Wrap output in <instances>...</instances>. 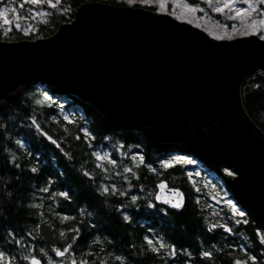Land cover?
<instances>
[{"label":"trees","instance_id":"trees-1","mask_svg":"<svg viewBox=\"0 0 264 264\" xmlns=\"http://www.w3.org/2000/svg\"><path fill=\"white\" fill-rule=\"evenodd\" d=\"M85 2L61 0L28 35L12 27L5 34L0 31V41L49 38L62 24L71 22ZM35 86L26 87L11 102L0 103V252L10 264H29L28 257H38L43 263L40 249H49L36 228L44 219L52 220L61 232L81 230L80 239L65 256L71 259L68 264H264V244L260 242L264 236H258L264 233V216L237 202L244 216L231 219L229 209L223 206L211 218L184 169L162 166L161 162L173 154L187 155L183 148L150 144L140 133L109 124L90 105L49 86L39 87L55 101L39 104ZM241 100L248 116L264 133V72L243 81ZM85 131L91 138L84 136ZM108 142L141 151L142 160L133 165L129 177L134 194L148 190L152 197L156 184L165 180L183 192V209L174 212L157 206L153 198L132 199L125 197L126 191L114 192L93 155L94 148ZM112 158L121 161L114 155ZM198 159L235 198L232 175L223 167ZM45 188L46 192L41 191ZM213 220L228 224L231 234L208 233L207 225ZM205 252L211 257H205Z\"/></svg>","mask_w":264,"mask_h":264},{"label":"water","instance_id":"water-1","mask_svg":"<svg viewBox=\"0 0 264 264\" xmlns=\"http://www.w3.org/2000/svg\"><path fill=\"white\" fill-rule=\"evenodd\" d=\"M258 71L264 72V39L216 40L169 15L90 1L49 38L0 41V103L33 84L49 86L150 144H176L231 169L236 201L264 216V133L241 100L243 81ZM153 201L180 212L185 196L161 180ZM207 231L231 234L223 223H209ZM36 232L57 258L81 236L79 228L62 233L50 219Z\"/></svg>","mask_w":264,"mask_h":264},{"label":"rangeland","instance_id":"rangeland-1","mask_svg":"<svg viewBox=\"0 0 264 264\" xmlns=\"http://www.w3.org/2000/svg\"><path fill=\"white\" fill-rule=\"evenodd\" d=\"M90 1L91 0H87V2ZM108 1H114L115 3L121 4L120 6L125 7L152 8L154 9L153 12L169 15L176 20L188 23L216 40H233L249 36L261 38L264 36V26L257 25V27L253 28L251 23L253 20L259 21L264 19V17L258 15V13L263 10L261 4L258 3L257 0H249L253 7L257 9L255 13H251L246 3L238 2L233 4V9H243L246 13H250V15H243L240 17H236L235 12L228 9H225L223 12H216V8L223 7V0H221V3L213 2L211 4L208 3L207 0ZM51 2L54 3L55 0H51ZM262 6L264 7V5ZM8 8L14 9V11H5L4 15L0 16V31L5 34L9 32L12 27H15L21 29L24 34L28 35V33L36 28L35 25L38 21L42 22L46 20L49 11L53 7H50L47 2L32 5L26 2V0H4L2 4H0V11H4ZM41 13H43V15H41ZM230 17L234 18L230 19ZM5 20L8 21L7 24ZM233 25H235V28L232 27ZM36 93L37 102L39 104H51L55 101V97L49 96L44 88L38 86ZM141 154L138 147L125 146L119 142H115L114 144L108 142L107 146H98L93 150L95 158L97 155L106 157L104 160H97V158L96 160L99 165L103 167L106 175L110 179V186L114 192L126 191V198L134 199L135 196L137 198L142 196L149 200L154 197H150V191L144 190L142 193L134 194V187L129 184V177L132 176L133 173L132 167L142 160ZM113 155L119 160L121 159V161L114 160V158H112ZM109 160L115 161V163H109ZM161 163L162 166L166 168L179 165L184 169L185 174H187L190 179L191 185L195 188V192L197 193L196 196H199L207 209L210 210L207 214L211 218L217 216V214L222 211L223 206L229 209L231 219L242 217L239 215V212H243V210L237 205L236 199L231 196L223 182L217 178L211 170L206 168L197 157L190 156L189 154H173L164 159ZM128 169H130V171H127ZM224 170L234 175L231 169L224 168ZM105 186H107V184ZM123 214L126 215L125 212H123ZM212 223H215V221L213 220ZM220 223L221 222H218V224ZM50 253L51 252L45 248L40 249L44 264H68L71 261V259L66 258L58 260L54 258V256L52 257V253ZM4 256L5 264H10L8 257L5 254Z\"/></svg>","mask_w":264,"mask_h":264},{"label":"snow or ice","instance_id":"snow-or-ice-1","mask_svg":"<svg viewBox=\"0 0 264 264\" xmlns=\"http://www.w3.org/2000/svg\"><path fill=\"white\" fill-rule=\"evenodd\" d=\"M26 2L31 3L32 5H38V4H43V3H46L47 2V3H49V6L50 7H55L56 5H58V4L61 3V0H55L54 3H52L51 0H26ZM207 2L210 3V4L213 3V2L221 3V0H207ZM238 2L239 3H246L248 5V8L251 10V13L257 12V9L255 7H253L252 3L249 2V0H223V7H218L215 10H216V12H223L225 9H228L230 11H234L236 17H240V16H243V15H250V13H246L245 10H243V9H233L232 8V5L235 4V3H238ZM257 2L260 3L261 5H264V0H257ZM0 3H2V0H0ZM5 11H14V9L8 8V9H5L4 11H0V16H3ZM41 15H43V13H41ZM258 15L261 16V17H264V11H260L258 13ZM232 18H234V17H230V19H232ZM5 23L7 24L8 21L5 20ZM251 23H252V27L253 28L257 27V25L264 26V19H261L259 21L253 20ZM232 27L235 28V25H233ZM261 38L264 39V36H262ZM69 122H71V121H69ZM84 136H88L89 138H91V135H90V133L88 131H85L84 132ZM77 138L79 139V137H77ZM96 158H97V160H104V159H106V157H101L99 155H97ZM108 162L109 163H115V161H112V160H109ZM100 166L101 165H97V167H100ZM33 171H35V169H33ZM127 171H130V169H128ZM85 175H88V174L85 173ZM229 175H231V173H229ZM159 187L161 189H163V188L167 187V185L161 183L159 185ZM41 191H45L46 192L47 191V188L41 189ZM104 191L107 192L108 189L105 188ZM121 194L123 195L124 193H121ZM60 195H65L66 196V194H63V193L60 194ZM172 206L173 207H179V205H175V204L172 205ZM239 215L240 216H244L245 214L241 211V212H239ZM64 219H69V218L68 217H64ZM225 230L226 231H230V229H225ZM258 236H264V233H258ZM260 242L262 244H264V239H261ZM17 243H19V241H17ZM148 243H149V245H151L152 244V241L149 240ZM161 247H164V246L161 245ZM66 250L67 249H65L64 251H66ZM64 251H58L56 253V255L57 256H63L64 255ZM173 252H174V250H173ZM203 255L205 257H207V258H210L211 257V253H209V252H205ZM25 259H27V257H25ZM117 259H120V258L117 257ZM4 260H5L4 253L3 252H0V262H2ZM31 264H39V262L36 261L35 258H32ZM82 264H88V262H82ZM238 264H239V262H238Z\"/></svg>","mask_w":264,"mask_h":264},{"label":"flooded vegetation","instance_id":"flooded-vegetation-1","mask_svg":"<svg viewBox=\"0 0 264 264\" xmlns=\"http://www.w3.org/2000/svg\"><path fill=\"white\" fill-rule=\"evenodd\" d=\"M156 245L159 247V244H156ZM70 252H71V249H70V251H69L67 254H69ZM51 253H52V252H51ZM51 253H50V254H51ZM52 254H53V253H52ZM52 254H51V256L53 257ZM67 254H66V255H67ZM70 258H71V257H70Z\"/></svg>","mask_w":264,"mask_h":264}]
</instances>
